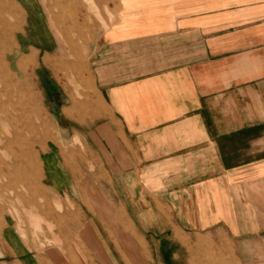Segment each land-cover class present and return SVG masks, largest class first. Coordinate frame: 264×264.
Returning a JSON list of instances; mask_svg holds the SVG:
<instances>
[{
  "label": "crops",
  "instance_id": "1",
  "mask_svg": "<svg viewBox=\"0 0 264 264\" xmlns=\"http://www.w3.org/2000/svg\"><path fill=\"white\" fill-rule=\"evenodd\" d=\"M97 2L112 18L81 25L79 55L39 0L11 56L15 69L27 55L48 65L51 118L81 142L48 155L46 176L80 194L82 252L141 264L145 246L159 259L155 242L181 235L264 237V0Z\"/></svg>",
  "mask_w": 264,
  "mask_h": 264
},
{
  "label": "rangeland",
  "instance_id": "2",
  "mask_svg": "<svg viewBox=\"0 0 264 264\" xmlns=\"http://www.w3.org/2000/svg\"><path fill=\"white\" fill-rule=\"evenodd\" d=\"M41 1L44 8L39 6L40 12L49 11L51 25L69 56L79 55L81 25L102 19L103 11L112 18L107 6L103 9L97 0ZM31 2L38 4L39 0H30L28 5L20 0H0V36L2 30L5 32L0 37L3 45L0 43V264H33L35 257L43 264H70L67 256L74 257V264H95L78 244L77 229L85 216L80 194L77 190L65 193L53 189L46 176L48 155L58 153L62 161L63 154L70 153V148L81 147V142L62 140L59 136L39 75V70L48 68L42 58L27 55L16 69L11 63L14 50L29 28ZM71 61L74 60L69 59L65 66L61 61L65 67L60 70L62 77L70 72ZM72 85L79 88L80 82ZM178 239L180 242L171 239L167 243L155 242L163 248L158 251L159 259H154L145 246L139 254L148 262L141 264H159V261L162 264H264L262 236L199 234L181 235Z\"/></svg>",
  "mask_w": 264,
  "mask_h": 264
},
{
  "label": "bare ground",
  "instance_id": "3",
  "mask_svg": "<svg viewBox=\"0 0 264 264\" xmlns=\"http://www.w3.org/2000/svg\"><path fill=\"white\" fill-rule=\"evenodd\" d=\"M3 27H4V26H3ZM4 28H6V27H4ZM9 29H11V28L9 27ZM6 30H8V29L6 28L5 31H6ZM6 32H7V31H6ZM4 33H5V32H4ZM4 33H3V30H2V33H1V36H2V37L5 36ZM8 33H9V31H8ZM9 34H10V33H9ZM1 36H0V37H1ZM7 39H8V38H7ZM3 40H4V39H3ZM9 42H10V41H9ZM0 43H1V42H0ZM7 43H8V41H7ZM4 44H5V43H4ZM1 45H2V43H1ZM2 46H3V45H2ZM4 47H5V46H4ZM8 47H9V46H7V48H8ZM1 48H2V47H1ZM5 50H7V49H5ZM1 51H2V50H1ZM47 63H48V62H47ZM7 66H8V65H7ZM0 67H1V66H0ZM4 68H5V67H4ZM83 69H84V68H83ZM76 74H77V72H76ZM76 74H75V75H76ZM78 75H79V74H78ZM80 75H81V74H80ZM80 75H79V76H80ZM79 76H78V77H79ZM81 76H82V75H81ZM78 77H77V78H78ZM0 81H1V80H0ZM6 89H8V87H6ZM84 89H85V88H84ZM88 89H89V88H88ZM88 89H87V90H88ZM8 92H9V90H8ZM8 92H7V93H8ZM76 92H78V90H77ZM3 95H4V94H3ZM1 99H2V98H1ZM9 99H10V98H9ZM11 100H12V99H11ZM19 100H20V99H19ZM3 101H4V100H3ZM13 103H16V101L13 102ZM1 105H5V104H1ZM17 106H18V105H17ZM1 109H2V106H1ZM17 110H18V109H17ZM17 110H16V112H17ZM7 111H8V110H7ZM18 111H19V110H18ZM1 112L4 113V111H1ZM5 113L7 114V112H5ZM9 113H10V112H9ZM0 115H1V114H0ZM2 115H3V114H2ZM3 117H4V116H3ZM6 117H7V115H6ZM16 117H17V116H16ZM22 117H23V116H22ZM3 119H4V118H3ZM7 119H9V118H7ZM16 119H17V118H16ZM19 119H20V117H19ZM14 120H15V119H14V117H13V121H14ZM8 121L10 122V120H8ZM19 121H20V120H19ZM6 124H7V123H6ZM10 124H11V123H10ZM7 126H8V125H7ZM15 126H16V124H15ZM7 128H9V127H7ZM4 129H5V127H4ZM9 132H10V131H9ZM9 132H8V133H9ZM0 133H1V132H0ZM2 133H3V132H2ZM4 133H5V132H4ZM9 134H10V133H9ZM17 135H18V134H17ZM0 136H1V135H0ZM11 136H12V133H11ZM13 136H14V135H13ZM5 138H6V137H5ZM13 138H15V136H14ZM18 138H19V137H18ZM20 138H21V137H20ZM20 138H19V139H20ZM8 139H10V138H8ZM3 140H4V139H3ZM3 140H2V141H3ZM25 141H26V140H25ZM23 143L25 144V142H23ZM24 144H23V147H24ZM11 145H12V144H11ZM4 146H5V145H4ZM21 147H22V146H21ZM5 148H6V147H5ZM4 205H5V204H4ZM211 263H213V262H211ZM209 264H210V263H209Z\"/></svg>",
  "mask_w": 264,
  "mask_h": 264
}]
</instances>
